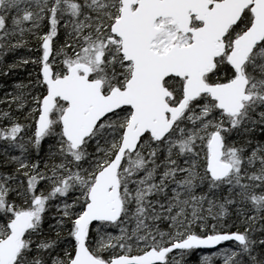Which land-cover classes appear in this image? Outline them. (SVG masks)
<instances>
[{"label": "snow or ice", "instance_id": "obj_1", "mask_svg": "<svg viewBox=\"0 0 264 264\" xmlns=\"http://www.w3.org/2000/svg\"><path fill=\"white\" fill-rule=\"evenodd\" d=\"M29 64L0 264H264V0H0Z\"/></svg>", "mask_w": 264, "mask_h": 264}, {"label": "trees", "instance_id": "obj_2", "mask_svg": "<svg viewBox=\"0 0 264 264\" xmlns=\"http://www.w3.org/2000/svg\"><path fill=\"white\" fill-rule=\"evenodd\" d=\"M29 47H35L34 42L29 45ZM34 55V53H29L27 49H20L18 53L16 54L15 58H19L21 56H30ZM13 56L10 54L9 56L5 57V63H11L13 60ZM35 69L33 68L32 65H27V66H21L18 69L14 71V73H10L7 77L0 75V98L4 96V93L6 91L11 92L12 91V85L18 82H28L29 79V74L33 73ZM0 107H5L4 105H0ZM205 254H210L209 252H203L200 253L199 255H205ZM198 257H194L192 264L197 260Z\"/></svg>", "mask_w": 264, "mask_h": 264}]
</instances>
